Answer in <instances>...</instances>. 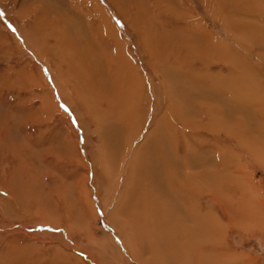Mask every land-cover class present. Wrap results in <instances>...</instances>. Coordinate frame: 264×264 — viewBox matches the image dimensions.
<instances>
[{
    "label": "rangeland",
    "instance_id": "1",
    "mask_svg": "<svg viewBox=\"0 0 264 264\" xmlns=\"http://www.w3.org/2000/svg\"><path fill=\"white\" fill-rule=\"evenodd\" d=\"M94 1L98 6H101L100 9L107 15L108 20L114 27V34L121 41L123 50L126 55L128 54L130 61L138 69L146 83L148 93L140 107L143 110L144 119H147V116L148 119L147 123L140 126L142 129L139 130L140 133L133 138H143V134L146 131L154 128L156 118H159L161 113L166 110L164 106L167 102L166 98L173 101L172 109L178 110L180 121L191 118L193 122H196L198 118L201 119L202 116L199 115L201 112H197L199 108L195 105L197 104L196 102L201 100L207 102L209 104L208 107L211 106L214 111L221 107L220 103L222 101L218 98L210 99L209 97L207 100L200 96L203 92L209 90H206L203 86L200 87V85L198 89L195 88L196 85L189 84L188 86V84H185L188 87L185 86V89H193V87H190L191 85L196 90L190 89V94L192 91L194 94L192 93L189 97V99H192L193 96L197 97H194L193 101L191 100L196 112L190 110L192 105L188 106L190 112H188L189 110L185 111L186 101L183 98L186 96L182 93L183 91L179 92V95L183 98L177 95L178 89L174 85L176 79L172 76L175 72V64L178 63V65L184 66L188 60L190 61L192 57L188 47L196 46L199 41H202L198 30L195 31L193 24L187 25V22L195 20L198 16L201 17L204 21L203 23L207 25V30H211L217 37L225 43L227 42L228 47L237 52V56L242 60L246 70V73H244L246 77L241 80V84L238 87L232 82H226L224 97L229 102V107L235 101L233 97L241 100V110L243 111L241 112L242 119H240V124H236L235 116L232 114L235 111L229 108L230 111L227 114V118L229 119L230 136L225 135L221 131L207 133L206 130V132L201 130L200 135L202 133L203 138L202 135L201 138L204 141L198 138V144L200 143V145H194L195 151L193 149L186 150L188 148L185 146L182 152L184 148L182 144H189L188 142L192 140L189 136L184 137V134H182V136H179L181 140L179 150L183 157L195 154L194 158L201 160L206 155L198 146L204 147L203 150L205 146H209L208 148L211 151L208 150L207 155H213L211 158L214 164H212L213 175L211 183L214 186L216 185L215 187L212 185L214 196L219 197L221 192H227L230 195L227 196L229 198H227V202L229 203L224 208L225 213L216 203L213 206L210 205L209 195L201 197L199 199L200 203L202 205H208L209 203V206L213 209V215L224 224L227 223V217L230 218V223L235 219L243 220L245 218L247 223H250L248 228L252 227V229L246 231L238 227L227 226L224 230V235L226 236L224 249L213 247L216 248L214 250L222 251L224 254H241V256L252 259L253 262L251 264H264V99L260 100L264 98V0ZM44 2L45 0H0V264H141L142 260L139 261L138 257L132 258V255L128 253L127 248L122 243L121 237L125 236L126 242L133 245L130 234L133 220L127 216V211L134 209V197L130 194L127 195L129 188L123 194L122 178L120 177L119 181L117 175L123 168L121 164H123L124 159L128 160L131 157L134 159V162L132 161L131 163L135 169L133 174L142 167L144 160L143 164L148 169L149 165L146 164L147 153L140 149L138 150L136 146L137 140L133 138L131 141L133 144L131 146L130 143L131 148H129L128 142L125 141L126 133L124 132L121 134L124 136H119L116 141L118 146L114 140L108 139L114 138L112 133L115 130V125L109 127V122L104 116L99 114V106L93 95L94 89L91 88L92 86L87 85L88 82L84 71H73L74 69L69 68V64L68 68L66 65L62 67V69L67 70V74L64 73L65 75H62V77L70 78L69 101H61L58 92L56 90L53 92L58 108L63 113L61 114L58 111L50 110L45 112L40 109L37 87L26 84L28 76L26 75L25 78L19 72L18 67L11 68L14 64H22L21 61L27 55L31 56L28 53L29 51L24 50V54H17L16 57V54L13 53L15 43L11 35L13 34L22 43V37L18 34L16 28L21 25V29L25 32L31 34L33 31L32 23L28 18L23 17V14L26 10H30L29 7L35 5L45 6ZM55 2L56 4L52 3V5L58 10V15L62 14L65 17L68 16L66 18H71L75 22L76 28L87 32L92 28L98 27V22L93 20L89 13L79 12L77 5L70 3L69 0H55ZM88 2V0H85L84 4H80L86 7ZM87 9L92 12L93 5ZM19 10L25 12L20 13ZM240 10L241 12H239ZM37 16L38 14H35L36 18ZM98 16L100 20L103 18L99 14ZM68 23L70 24L71 21H68ZM38 24V28L42 31L40 33L46 34L47 30L44 29L46 23L38 22ZM222 25L228 26L229 34ZM98 36L101 39L98 38L96 40L101 42V47L97 48L94 55L95 61L91 68L94 70L100 68L102 76L105 73L110 75L116 48L110 45V42L103 40L101 31H99ZM91 37L88 34L87 38L90 41H92ZM52 42V40L48 41L49 44ZM148 45H153L155 50H157L156 52H159L156 61L150 60L151 49ZM111 49L114 50L113 54H111ZM8 55L15 56L12 58ZM212 60L210 61V70L215 68L212 72L218 73L223 69L222 71L224 72L223 76L214 77L212 80L218 87L221 85L226 73L230 72V69L224 61L217 62L214 58ZM88 63H90L89 59ZM38 65H40L39 62ZM9 66H11V70L8 69ZM198 66H200V63L195 64L196 68ZM253 66L255 67L253 68ZM160 68L164 77L159 76L157 73ZM16 71L17 73H15ZM179 78L181 81H185L187 76L181 74ZM162 79H164L165 85L164 88H159L157 82L162 81ZM204 89L205 91H200ZM209 91L211 92L212 90L210 89ZM81 92L82 95H87L81 97ZM198 93L201 94L198 95ZM176 95L177 97H175ZM225 107L227 108V106ZM172 112L170 113L172 114ZM186 112L188 113L187 115H185ZM171 114L167 113V123L165 122L167 126L174 121L171 118L173 116H169ZM213 115L215 116V114ZM214 120L213 123L216 126L217 119L215 118ZM177 123L176 126L179 125V122ZM69 127L72 128V132L68 130ZM168 129L170 128L168 127ZM235 131L237 134L234 133ZM157 132L158 128L151 133V135H154L153 138L156 137L155 134ZM258 133H262V137ZM163 134L166 136L165 133ZM99 136H101L103 143L101 140V142L99 141ZM108 140L109 142H107ZM216 141L225 147L223 148L224 152L221 151V153H226L227 155L231 153V157L228 155L230 158L226 155L230 164L226 163L227 167L224 171L219 170L220 167L217 165L218 158H214L216 155L218 157V153H220L218 152L217 146L219 145H216ZM204 144L206 145L203 146ZM98 146L100 149H98ZM105 146L108 150H106ZM103 149L105 150L102 151ZM199 150L201 151L199 152ZM140 151L145 152V155L143 153L141 155ZM72 152L75 154L74 156ZM77 154H81L82 159H79ZM142 158L144 159L142 160ZM104 159L107 162L110 161L109 164L106 162L109 166L105 165ZM108 167L111 168L108 169ZM180 167L182 168L180 169ZM239 167H243V169ZM236 169L240 172L236 171ZM107 170L112 175L110 180L106 178L105 172ZM183 170V166H179L178 171L183 172ZM240 173H243V175H240ZM222 174H225L227 183L225 186L220 187ZM238 175L240 176L238 177ZM243 177L245 178L242 179ZM234 178L239 181L235 182ZM247 180L251 182V186H249ZM135 181L133 182L131 178L129 186H131V183L135 184ZM79 186H82L81 189H79ZM252 187L255 190H252ZM84 188H91V197L95 202L94 211L96 216H94L93 211H90V203L88 204L84 201ZM241 188L243 190H240ZM258 190L261 193L256 192ZM8 192L10 193L8 194ZM108 192L110 197H107ZM216 193L217 195H215ZM241 194L244 196L242 195V197ZM251 194L254 195V199L250 198ZM100 196H106V203L107 200L109 204L111 203L109 206L110 210L113 209L116 202L119 203L116 206L117 208L120 207L118 208L119 210H122L121 208L128 204L130 206H127V209L123 207V210L118 211L117 215L113 210L110 211V215H106L101 209ZM127 196L129 197L127 198ZM236 198L242 199L241 205ZM233 199H236L237 202H234L235 200ZM247 199L251 201L248 203ZM252 200L258 202V205L256 203L257 207H253L256 206L255 203L251 205ZM2 201L5 202L1 203ZM125 201H127L126 205L124 204ZM108 203L107 205H109ZM243 203L245 206H243ZM121 204L122 206H119ZM244 207H247V209H244ZM250 207H253L254 210ZM9 208L13 212L11 215L7 214L9 211L11 213ZM261 212L263 213L260 214ZM223 213L225 214L224 216ZM123 217L128 221L125 229H123L124 226L122 225L124 224ZM117 225L123 226V233L117 228ZM128 228L130 229L128 230ZM128 237L130 240L127 239ZM201 241L202 237L198 236L196 239L198 248L201 246ZM132 245L131 247H133ZM214 250H211L212 252L208 250L210 254L205 252L206 259L200 264H217L215 258H218L219 255L217 254L219 253L216 252V254ZM142 251L144 253L148 252L146 250ZM146 254H140L142 259L148 257V254ZM163 254L166 255L158 254L160 258L162 257L161 264L180 263V260H175L170 250L163 251ZM228 263L232 264L233 262Z\"/></svg>",
    "mask_w": 264,
    "mask_h": 264
},
{
    "label": "bare ground",
    "instance_id": "2",
    "mask_svg": "<svg viewBox=\"0 0 264 264\" xmlns=\"http://www.w3.org/2000/svg\"><path fill=\"white\" fill-rule=\"evenodd\" d=\"M84 1L85 0H69L70 3L77 5V9L79 12L89 13L90 16L93 18V20H96L98 22L97 28H92L90 31H87V32H84L81 29L76 28L75 27L76 25L74 24L75 22H73L71 18H66L68 16L65 17L62 14L58 15V10L55 8V6L52 5V3L56 4L55 0H45V2L43 3V4H46L45 6L41 5L40 7V6L35 5L32 7H29L30 10H26V12L22 11L23 13L25 12L23 14V17L28 18L29 21L32 23L33 31L31 34H29L28 32H25L23 29H21L22 28L21 25H19L16 28L18 34L22 37V43H20L13 34L11 35L13 42L15 43V48L13 50V53H15L17 57V54H24V50H25L27 52L29 51L28 53H30L31 56L27 55L26 57H24L23 61H21L23 65L21 63H17L14 65L11 64L12 67L9 66L8 69H10V67L11 68L18 67L19 72L25 78H26V75L28 76L26 80V84L28 86L37 87L38 89L37 95L39 97L38 100H40V106H39L40 109H43V111L45 112H48L50 110L58 111L61 114L63 113L58 108V104L53 97V94H54L53 92L54 90L58 92L61 98V101H66V102L69 101V86H70L69 79L70 78L68 77L65 78L66 76L62 77V75L67 74V70L64 68L62 69V67L66 65V67L68 68V64H69L70 65L69 68L74 69L73 71L75 70L80 71V72L81 70L84 71L86 74L85 76L86 80L88 82L87 85L92 86L91 88L94 89L93 95H94V99L96 103L99 106V114L104 116V118L109 122L110 124L109 127H113L115 125V130L112 133L114 138L111 137L108 139L114 140L116 142L119 139L118 138L119 136H124V135H121L124 132L126 133L125 141L128 142L129 144L128 146L129 148H131L133 144L131 143L132 138L138 135V133H140L139 130H142L140 126L142 124L147 123V119H148V116H147V119L146 118L144 119L143 117L144 113L140 107L141 103L145 100L147 93H148L147 88H146V83H145L144 78L139 73L138 69H136L135 65L130 61L129 57L127 56L128 54L126 55V52L123 50L121 41L118 39L116 34H114V29H113L114 27L112 26V23L108 20L107 15L104 12H102V10L100 9L101 6H98V4L94 0H88L89 2L86 3V7H85L84 5H82L84 4ZM92 5H93V11L90 12L87 8H91ZM242 5L245 6L244 4ZM235 10L237 9L235 8ZM22 12L20 11V13ZM239 12H241V10ZM35 14H38L37 18L35 17ZM98 14L103 17L101 18V20ZM68 21H71V23L69 24ZM38 22L46 23L45 28H44L47 30L46 34L40 33L42 31L41 29L38 28L39 27ZM203 22H204L203 19L198 16L195 20H190L189 22L186 23L187 25L193 24V26L196 29L195 31L198 30L200 37H202V41L201 42L199 41V43L196 46L188 47V51L190 52L192 59H190V61L188 60V62L184 64V66L178 65V63H176L175 72L176 73L177 71H180V72H178L177 74L174 72L172 76L176 79V81L174 82V85H176L178 89V91L176 90L178 92L177 95L180 94L179 93L180 91H183L182 93H184V95L187 97V98L185 97L186 98L185 100V98L179 95L184 99V101H186L185 102L186 106H184L185 111H188L189 110L188 106L192 105L191 100L194 97L197 98L196 96H193L192 99L191 98L189 99V97L193 93L192 91V93L190 94L191 92L190 89H192L190 87H193L194 89V86L190 85L189 87L190 89H185V86L187 87V85L185 84H188V86L189 84L196 85L195 88H198L200 85V87L201 86L205 87L206 90L211 89L212 90L211 92L209 90L205 91V89L200 90L202 92L203 91L205 92H203L202 94L200 93L201 95L198 93V95H200L203 99H207V100L209 99V97L210 99L218 98L220 101H222V103H220L221 107H218L217 111H214L212 110L211 106L208 107L209 104L207 102L201 100L199 102H196L197 104H195L197 105V108H199L197 112L199 111L201 112L199 113V115L202 116L201 119L198 118L196 122H193L191 118L185 119V115L188 114L186 112V114L183 116L185 120L180 121V118L178 117V110L174 109L175 110L174 111L172 109L173 101H170L169 99L166 98L167 102H166V105H164L166 107V110L163 113H161V116L159 115L160 116L159 118H156L157 120L155 119L156 123L154 125V128L151 129L150 131H146L143 134V138H133L137 140L136 146L138 150L140 149L147 153L146 164L149 165V168L148 169H146L147 167L145 168V164H143L145 160L142 162L144 158H142V160L139 159L142 162V167H140L139 169H137V171H135L136 172L134 173L136 174L135 175L136 179H135L134 174H133L135 169L131 164L134 159H132L131 157V159H128V160L124 159V161L122 162L123 164H121L123 165V168L122 170L120 169L121 170L119 173L120 175L119 174H118L119 176L117 175L118 180L120 177L122 178L121 184L123 185V189H122L124 190L122 191L123 194L125 193V190L129 188L127 195L130 194L132 195V197H134V209H132L133 208L132 207L131 208L132 210L127 211V216L133 220L132 227L131 225H129L131 227L130 234H131V239H132L131 242H133V245L131 243L126 242L125 236H123L124 238L121 237L122 243L127 248L128 253L132 255V258L138 257L139 261L142 260L141 264H148V263L149 264H161L162 257L160 258L158 254L160 253L162 255H166V254H163V251H167V250H170L173 253L175 260L177 261L180 260L179 264H200V262H203L206 259L205 252H208V253L209 251L212 252L211 250H214L216 248L224 249V245H226L224 243V239L226 237L224 235V232H225L224 230L227 226L234 227V228L238 227L239 229L246 230V231H249L250 229H252V227L248 228V224L250 223H247L245 218H243V220L245 219V221L241 219H235L234 221L231 220L232 223H230L229 222L230 218L227 217L226 218L227 223L224 224L221 220L216 219V216L213 215V209L212 207L209 206V203L208 205H202V203H200L199 199L201 197H203L204 195H209L210 200H211L210 205L213 206V204L216 203L224 213H225L224 208H226V206H228V203H229L227 202V198H228L227 196H230V195H228L227 192H221L219 194V197L214 196V191H213L214 185L211 184L212 175H213V169H212L213 162H212L211 157L213 155H207L209 146L207 147L205 146L206 144H204L203 145L205 146L204 150H203L204 147L198 146L200 149H202V151L206 155V156H203L201 160H198V158H194L195 154L192 156L187 155L183 157V155H181L180 150H179V147L181 145V140L179 136H182V134H184V137L189 136L190 138H192L191 142L187 141L189 144H182L184 146L182 152L184 151L185 146H187L188 148L186 150L193 149L195 151L194 145L195 144L200 145V143L198 144V138H201V135H202V133L200 135L201 130L203 131L206 130L207 133L208 132L216 133L218 131H221L225 135L230 136L231 132L228 127L229 119L227 118V114L230 111L229 108L235 111V113H232V114L233 116H235L234 119H236V122H237L236 124H240V119H242L241 112L243 110H241V105H242L241 100L237 99V97H233L235 101L232 103L233 105L231 104L232 106L230 105L231 107H229L228 105L229 102H227L226 97H224L225 90H226V87H225L226 82H232L235 86L238 87L241 84V80L244 77H246L244 75V73H246V70L243 66L242 60L240 59L239 56H237V52L234 49H231L230 47H228V45L226 44L227 42L225 43L222 39L217 37L211 30H207V25ZM223 27L229 34V31L227 29L228 26L225 25ZM99 31H101L103 40H105L106 42H110V45L116 48V54L112 60V64H113L111 67L112 73L110 75L105 73L102 76L100 73V68L96 70L91 68L93 62L95 61L94 55L97 51V48L101 47L100 46L101 42L99 40H96L98 38L101 39L98 36ZM88 34L89 36H92L91 37L92 41H90L89 38H87ZM50 40L53 41L51 44L48 43V41ZM149 48L151 49L150 55H149L150 60L156 61L158 59L159 52H156L157 50H155L153 45H150ZM113 52L114 50L111 49V54H113ZM8 56L12 57V55H8ZM213 58L217 62L224 61V63L227 64V66H229V69H230V72L226 73V75L223 77L221 81V85L218 87L216 86L215 82H212V80L214 79V77H220L224 75L223 74L224 72L222 71L223 70L222 68L224 65L222 66L221 68L222 70L220 72L218 73L212 72V70L215 69L213 68L212 70H210V66H211L210 61H213L212 60ZM88 59L90 63H88ZM38 62L40 65H38ZM146 63H148V61H146ZM196 63H200V66H198V68L195 67ZM246 67L248 66L246 65ZM254 67L255 66H253V68ZM248 69L250 68L248 67ZM15 73H17V71ZM157 73L159 76L161 77L163 76V72L161 71V68L158 70ZM179 74L180 75L185 74L187 76V79L185 81H181L179 78L180 77ZM75 75L77 76V74ZM96 75H97V78H96ZM157 85L159 88H164V85H165L164 79H162V81L160 82H157ZM72 92L76 95V93L73 90ZM86 95H82V92H81V97L86 96ZM177 95L175 97H177ZM200 96H198V98ZM201 97L199 99H201ZM263 99L264 98L260 100H263ZM193 106L194 104L192 105V108H190L191 111L194 110L195 108V107L193 108ZM225 106H227V108ZM169 110L170 112L173 111L172 112L173 115L169 112ZM190 110L188 112H190ZM167 113L171 114L169 116L174 117V119L173 117H171L172 120L174 121H172L171 124H169V126H167L166 124L167 123L166 122ZM213 114H215V116ZM213 118L217 119L216 126L213 123L215 121ZM177 122H179L178 126H176L178 124ZM168 127L170 129H168ZM156 128H158V132L157 134H155L157 138L156 137L153 138L154 135H151V133L154 130H156ZM143 129L145 128L143 127ZM68 130L70 132L73 131L71 127H69ZM240 130H241V127H240ZM163 133H165L166 136H164ZM234 133H236V131ZM261 134L262 133H260L259 135L261 136ZM202 138H203V135H202ZM100 140H101V136H99V141ZM107 142H109V140ZM130 143H131V146H130ZM215 143L216 145H219L217 147H218V152L220 153H218V157H216L217 156L216 155L214 158H218L217 165L218 167H220L219 170L224 171V169L227 167V164L229 163L228 161H229V158L231 157V153L230 154L228 153L230 157L226 153H221V151L224 152V149H223L225 148L224 145L218 144L217 141ZM98 149H100L99 146H98ZM104 150L105 149H103L102 151ZM106 150H108L107 147H106ZM261 150H263V148H261ZM99 151L102 152L101 150ZM142 151H140L141 155L143 153ZM148 151H149V154H148ZM196 151L198 152V150ZM200 151L201 150H199V152ZM209 151H211V149ZM204 154L202 153V155ZM72 155L74 156L75 154L72 152ZM226 155L229 157L228 161H227ZM77 156L79 157V159H82L81 154H77ZM106 162L107 160L104 162L105 165L109 164L110 161L107 162V164ZM179 166H183V169H184L183 172L178 171ZM110 168L111 167H108V169ZM181 168L182 167H180V169ZM228 168L230 167L228 166ZM239 168L243 169V167L242 168L239 167ZM236 171L238 170L236 169ZM105 173L107 175L106 178L110 180V177L112 176L110 172L107 170V172ZM130 174H131V178L133 179V182L136 180L135 184L131 183V186H129V182L131 179ZM240 175H243V173H240ZM240 175H238V177ZM244 178L245 177H243L242 179ZM248 179L250 178L248 177ZM236 181H239V180L235 179V182ZM247 182H249V186H251L250 185L251 182L249 180H247ZM226 183L227 182L225 179V174H222L221 181H220V184H221L220 187L225 186ZM79 187H80L79 189H81L82 186H79ZM252 188H253L252 190H255L254 187ZM90 189L88 188L83 189L85 190V193H84L85 197L83 196V198H84V201H86L88 204L90 203V207H91L90 211H93V213L95 214L94 216H96V213L94 211L95 202L92 200V197H91L92 193ZM240 190H243V188H241ZM10 192H8V194ZM256 192H259V190ZM109 195L110 193L108 192L107 197H110ZM215 195H217V193ZM242 195L243 194H241V196ZM251 195H250V198L254 199L253 197L255 193L254 195L253 194ZM12 196H13V193H12ZM241 196L240 198H242L244 195L242 197ZM259 196L257 197L259 198ZM128 197L129 196H127V198ZM106 199H107L106 196L105 197L100 196V203L102 204L101 209L106 213V215H110L109 213L112 210L115 211L117 215L118 211L123 210V207L127 209V206H130L129 204L126 205L128 201L127 200L124 203L126 206H123L121 208L122 210H119L118 208L120 207L118 208L116 207L117 204L119 203L116 202L113 209L110 210L109 206L111 205V203L109 204L107 200V203L109 204L107 205ZM236 199L239 200V198H236ZM236 199H233L235 200L234 202H237ZM242 199L239 200L240 205L242 204L241 203ZM242 201H244V199ZM249 201L251 200H248V203ZM4 202L5 201H2L1 203H4ZM251 203H252L251 205H254V203L255 205L257 203L258 205V202L253 201V200ZM257 205L253 207L255 208L257 207ZM119 206H122V204ZM243 206H245V204ZM253 207H250V208L254 210ZM244 209H247V207L246 208L244 207ZM5 212L7 213V211ZM9 212L7 213L9 215L13 213L12 210H11V213ZM224 213H223V216L225 215ZM262 213L263 212H261L260 214ZM257 218H258V215H257ZM118 222L116 223L118 224ZM123 222L125 225L122 224L124 226L122 227L123 229H125L126 228L125 226H127L126 223L128 224V221L124 219ZM119 225H117V228L122 232L123 229ZM129 229L130 228H128V230ZM198 236L202 237V241L200 242L201 246H199V248L196 243V239L198 238ZM127 239L130 240L129 237ZM131 245L133 247H131ZM213 247H216V248H213ZM142 250L148 251L146 252L148 254V257H146V259L144 258L142 259L141 257L142 255L140 256V254H146ZM216 252L219 254H217ZM215 253L219 255L217 259L215 258V260L217 261V264L218 263L219 264L220 263L221 264L222 263L231 264L228 262H233L232 264H251L253 262L252 259L246 256L245 257L241 256V254L240 255L239 254H236V255L235 254L234 255L224 254V252L219 251V250L215 251Z\"/></svg>",
    "mask_w": 264,
    "mask_h": 264
},
{
    "label": "snow or ice",
    "instance_id": "3",
    "mask_svg": "<svg viewBox=\"0 0 264 264\" xmlns=\"http://www.w3.org/2000/svg\"><path fill=\"white\" fill-rule=\"evenodd\" d=\"M65 110H67V109H65Z\"/></svg>",
    "mask_w": 264,
    "mask_h": 264
}]
</instances>
